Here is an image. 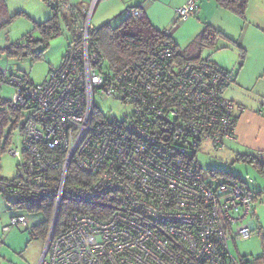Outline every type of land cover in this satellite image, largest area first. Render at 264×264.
<instances>
[{"label":"built area","instance_id":"obj_1","mask_svg":"<svg viewBox=\"0 0 264 264\" xmlns=\"http://www.w3.org/2000/svg\"><path fill=\"white\" fill-rule=\"evenodd\" d=\"M199 10L200 0H188L176 23ZM131 14L142 16L138 9ZM94 30L87 21L80 43L42 83L0 68V89L14 87L13 103L28 112L12 150L18 175L0 192L31 201L47 197L57 182V219L38 264H241L230 243L257 229L255 196L237 179H203L196 158L205 141H236L238 106L225 95L234 74L206 59L178 64L167 43L105 76ZM98 97L132 104L133 111L106 119ZM71 167L81 178L66 185ZM64 198L85 208L55 234ZM16 226L29 225L21 216L4 231Z\"/></svg>","mask_w":264,"mask_h":264},{"label":"rangeland","instance_id":"obj_2","mask_svg":"<svg viewBox=\"0 0 264 264\" xmlns=\"http://www.w3.org/2000/svg\"><path fill=\"white\" fill-rule=\"evenodd\" d=\"M93 8L94 3L90 5V8L79 7L80 10L75 12L76 17L80 19V25L82 24L80 15H84L85 23L90 21L91 27H93L91 23ZM63 14L62 11L60 34L46 41L44 40L45 35L37 25L53 17L54 12L48 4L43 0H0V68L6 69L9 73L13 72L23 76L28 82H44L51 69L60 67L70 41L80 34L75 23L72 25L66 23ZM237 17L241 19L239 16ZM210 19L214 24L207 23L206 26L211 25L226 37H219L216 46L204 48L200 53L202 58L211 62H216L218 58L233 60L235 54L238 57L236 62H241V55L234 53L236 51L235 42L229 38V36L236 40L239 38L241 34L239 24L228 19V15L223 9L215 10ZM187 35V28L177 32L176 41L179 42V45L181 44L180 49H188L194 42V40L189 41ZM14 45L25 46V52H28V47H31L30 50L34 52L14 55L10 52L14 50L12 48ZM104 68L105 72L112 73L107 61ZM15 94L16 89L12 86L6 85L0 90V98L5 101H14ZM96 105L106 119H122L124 115H130L133 111L132 104L115 98L98 97ZM23 114L27 116L28 112L25 111ZM17 133L15 130L10 148L0 159V178L7 181H13L18 175L20 160L12 153V150L18 146ZM239 155L230 143L216 146L212 142L205 141L197 151L196 158L203 179L219 182L227 178H235L243 182L254 194L255 215L253 220L257 229L250 239L231 242L230 248L241 264H264V159H258L261 162L260 165L242 160ZM16 202L18 199L14 194H9L5 198L4 193L0 192V245L11 248H15L17 244L24 245L27 237L30 240V228L45 219L43 211L15 207L14 203ZM21 216L27 219L28 227L16 226L10 231H4L5 227L11 225L13 218ZM47 239L45 242L28 240V264H38ZM9 258L17 261L13 256Z\"/></svg>","mask_w":264,"mask_h":264},{"label":"crops","instance_id":"obj_3","mask_svg":"<svg viewBox=\"0 0 264 264\" xmlns=\"http://www.w3.org/2000/svg\"><path fill=\"white\" fill-rule=\"evenodd\" d=\"M58 1L65 5L62 10L68 17L72 10L75 14L80 10L79 7L90 8V5L94 3L91 23L95 29H101L105 25L116 27L126 19L132 10L139 9L157 29L166 31L177 45H179V42L176 41L177 32L187 28V38L189 41L195 40L207 23L214 24L210 19L212 13L215 10L223 9L227 13L228 19L241 27V34L237 40L226 32L229 38L235 42L236 51H233L236 55H241V62H236L238 57L235 54L233 60L218 58L216 62H213L231 71L235 76L234 82L225 91L226 97L238 106L236 110L238 118L236 141L230 142V144L237 154L264 153V0H250L244 20L239 19L238 15L232 11L222 8L216 0H200L198 15L185 23H176V10L188 0ZM81 17L83 25L86 17L80 15ZM72 23L78 26L80 19L78 18L77 23L69 21L68 25H72ZM29 238L30 240L28 237L26 238L27 241L24 245L17 244L15 248L0 245V264H28V240L40 241L33 240L31 234ZM11 256L15 257L17 261L10 259Z\"/></svg>","mask_w":264,"mask_h":264},{"label":"trees","instance_id":"obj_4","mask_svg":"<svg viewBox=\"0 0 264 264\" xmlns=\"http://www.w3.org/2000/svg\"><path fill=\"white\" fill-rule=\"evenodd\" d=\"M43 1L48 4L54 12L53 17L37 25L41 32L45 35L44 40L48 41V39L60 34V14L62 13V8L65 7V5L58 0ZM216 1L222 8L230 10L240 18L245 19L250 0ZM63 15L66 23L69 21L77 23L78 18L74 14L73 10L70 12L69 17H66L67 14H65V12ZM84 26L85 24H79L77 26L80 34L70 41L69 46L80 43ZM94 33L95 38L93 46L102 51L105 60L109 63L112 70V73L105 72L104 68L103 70L105 76L119 74L132 64L152 56L157 50L164 47L167 43L172 45L174 59L178 64H183L187 61L202 60L203 58L200 53L204 48L214 47L216 46L219 37H226L221 32L214 29L211 25H207L196 37L190 47L183 50L180 49L179 45L172 40V37L166 31L157 29L146 15L142 14L140 18H136L132 16L131 12L120 25L116 27L105 25L101 29H95ZM12 48L14 50L10 52L14 55H25L34 52L30 50L31 47H28V52H25L26 47L21 45H14ZM22 116L23 109L21 107L15 105L13 101H5L0 98V159L10 148L13 141L14 131L17 130V127L21 123ZM239 158L261 165V162H259L258 159H263L264 153L255 155L240 154ZM76 178H81V174L79 175V172L75 170V167H71L66 185H71ZM9 182L11 181L0 178V188ZM56 185L57 182H53L51 184L52 190L47 197H41L31 201L27 198L14 203L15 207L26 208L32 211L41 210L44 212L45 219L30 228V234L33 240H41L45 242L49 235L54 218ZM84 204L85 203L81 201L64 198L59 211L55 234H59L71 226L72 212L82 210L85 208ZM94 206L99 207L100 204L97 202ZM94 206L90 208L93 213L96 211L95 208H97H94Z\"/></svg>","mask_w":264,"mask_h":264},{"label":"water","instance_id":"obj_5","mask_svg":"<svg viewBox=\"0 0 264 264\" xmlns=\"http://www.w3.org/2000/svg\"><path fill=\"white\" fill-rule=\"evenodd\" d=\"M57 219V216L55 217V220L53 219V223H52V226H55V221Z\"/></svg>","mask_w":264,"mask_h":264}]
</instances>
